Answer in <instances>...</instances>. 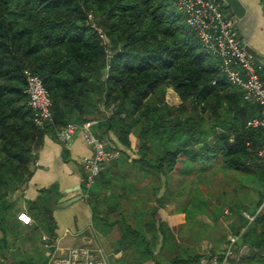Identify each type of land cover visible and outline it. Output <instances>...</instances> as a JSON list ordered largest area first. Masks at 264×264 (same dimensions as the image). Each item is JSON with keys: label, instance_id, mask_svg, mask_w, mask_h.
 Instances as JSON below:
<instances>
[{"label": "trees", "instance_id": "trees-1", "mask_svg": "<svg viewBox=\"0 0 264 264\" xmlns=\"http://www.w3.org/2000/svg\"><path fill=\"white\" fill-rule=\"evenodd\" d=\"M89 12L107 44L91 26ZM25 69L40 76L52 98L53 121L44 125L29 104ZM168 87L180 95V105L166 101ZM106 108L111 114L95 132L115 137L119 154L102 166L88 201L96 217H103L101 198L106 213L118 214L112 224L121 227V245L135 248L144 260L169 247L175 264H201L202 258L210 264L212 256L221 257L223 231L209 236L214 247L207 254L200 236L191 233L194 243L182 244L160 221L167 203L184 199L190 177L221 161L260 186L259 201L245 208L255 218L241 213L230 229L240 235L238 245L248 244L253 255L264 253V127L247 126L261 110L206 52L175 0H0L2 230L15 204L11 185L31 175L44 135L55 136L57 127L82 123ZM132 134L139 138L136 154ZM194 199L199 207V197ZM39 206L30 202L48 244L55 238L51 210L46 202ZM10 244L6 235L0 237V264H23L19 252L7 254ZM253 255L241 253L231 264H246Z\"/></svg>", "mask_w": 264, "mask_h": 264}, {"label": "crops", "instance_id": "crops-1", "mask_svg": "<svg viewBox=\"0 0 264 264\" xmlns=\"http://www.w3.org/2000/svg\"><path fill=\"white\" fill-rule=\"evenodd\" d=\"M241 2L246 10L238 23L240 34L246 44L264 55V0H241ZM225 5L226 9L234 14L226 2ZM91 153L92 148L86 143L80 131L67 145L58 141L53 135H44L42 145L37 150L31 175L25 182L20 183V187L18 184L15 190H12L11 197L15 204L6 222L8 226L5 230L0 227V237L6 235L11 241L7 247V254L13 255L19 252L18 257L25 261L23 264H53V257L65 256L70 247L88 246L103 250L105 264H175L173 257L176 254L169 247L157 254L159 245L156 259L144 260L135 248L121 245V227L117 223L111 225L118 217L110 219L103 213V217L96 219L92 203L88 199L82 198L68 206L57 205L60 197L67 193L73 196L76 192L72 189L79 183L83 185L85 171L82 158ZM32 201L40 202V206L42 202H46L51 210L55 238L53 240L50 238L48 244L43 241V236L48 239L43 222L24 224L17 220L18 213L21 211L29 213L34 220L36 210L30 208ZM167 204L160 211L162 222L168 213ZM102 206L99 207L101 212L104 209ZM184 218L186 220V214ZM224 243L225 240L218 245L219 252L224 250ZM21 244H28L25 247L27 252L18 249ZM241 247L239 246L238 252ZM246 247L242 254L245 256L255 254L254 249ZM3 256L0 251V261H4ZM206 261V258H202L201 264H205ZM246 264H264V253L253 255L252 259L246 260Z\"/></svg>", "mask_w": 264, "mask_h": 264}, {"label": "built area", "instance_id": "built-area-1", "mask_svg": "<svg viewBox=\"0 0 264 264\" xmlns=\"http://www.w3.org/2000/svg\"><path fill=\"white\" fill-rule=\"evenodd\" d=\"M175 3L177 8L184 13L188 25L194 29L206 52L218 60L221 71L233 84L243 90L246 100L259 106L261 115L249 119L247 126L264 127V80L258 72V61L246 48V42L240 34L235 15L226 9L224 0H175ZM88 19L102 42L107 44L106 35L96 23L93 12L88 13ZM107 55L111 56L110 49H107ZM259 67L262 65L260 64ZM24 74L27 80L29 104L35 112V121L40 125L53 121L52 98L43 85L42 79L30 69H25ZM99 120L98 117H90L82 123L71 121L55 129V136L61 143L69 144L80 131L86 143L92 148V153L82 158L85 171L82 195L86 199L90 197L91 187L102 166L119 154L109 144L107 138H100L96 134L94 127ZM261 207L257 212L261 210ZM244 215L250 221L255 218V215H250L247 211ZM18 219L24 224L34 222L32 216L26 211L19 212ZM239 240L240 235L229 233L221 257L214 255L209 259V263L231 264L232 259L238 258ZM52 262L53 264H105V259L101 248L72 246L65 256H55Z\"/></svg>", "mask_w": 264, "mask_h": 264}, {"label": "rangeland", "instance_id": "rangeland-1", "mask_svg": "<svg viewBox=\"0 0 264 264\" xmlns=\"http://www.w3.org/2000/svg\"><path fill=\"white\" fill-rule=\"evenodd\" d=\"M259 65L257 62L258 72L264 80V68L259 67ZM165 98L172 106H178L182 103L180 95L173 87L167 88ZM109 114H111V109L106 108L99 115L91 117L104 119ZM130 137L132 141L131 152L136 154L139 147V138L135 134ZM104 138H107L111 146L117 144L113 136ZM203 172H199L196 174L197 176L194 175V177L188 179L186 186L183 188V193L186 196L183 200L181 199L182 201L175 200L167 204L168 213L163 218V223L165 228L172 230L175 237L182 244L185 242L194 243L191 233L198 236L202 235L200 247L207 254H210L214 247L210 237L218 238L222 231L227 237L232 232L230 228L233 218L236 220L238 215L244 214L246 206H255L259 201L260 186L253 177L225 169L221 161L206 167ZM94 189L95 185L90 191L92 192ZM85 191H87L86 188ZM196 196L200 200L199 207L194 202ZM102 200L101 198L100 205H103L104 208L102 212L104 211L103 213L110 219L118 217L117 213H106L107 207H105ZM185 214L188 216L186 220L184 218ZM95 218L97 219L96 215ZM191 228L192 231H190ZM224 244H226V239ZM26 245L28 244H21L18 249L27 252ZM214 254H217V252Z\"/></svg>", "mask_w": 264, "mask_h": 264}, {"label": "water", "instance_id": "water-1", "mask_svg": "<svg viewBox=\"0 0 264 264\" xmlns=\"http://www.w3.org/2000/svg\"><path fill=\"white\" fill-rule=\"evenodd\" d=\"M226 4L232 9L238 23L240 21V19L244 16L245 13V6L243 5V3L241 2V0H225ZM246 48L247 50L254 56V58L256 60L259 61V63H261V65L264 68V55L259 53L255 48H253L252 46L246 44ZM21 184L18 185V187H20ZM16 186L11 185V190H15ZM73 192H76V194H74L73 196H69L68 193L65 194L64 196L60 197L57 201V205L58 206H68L71 205L79 200H81L83 198L82 195V185L79 183L75 188L72 189ZM245 246H248V244H244L239 251L238 254V259L242 253V251L244 250ZM238 262V261H237Z\"/></svg>", "mask_w": 264, "mask_h": 264}]
</instances>
